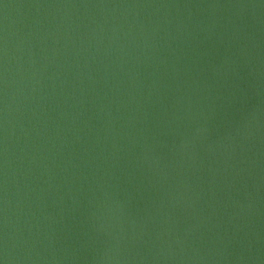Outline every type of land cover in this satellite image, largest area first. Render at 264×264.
I'll return each mask as SVG.
<instances>
[{
  "label": "water",
  "instance_id": "obj_1",
  "mask_svg": "<svg viewBox=\"0 0 264 264\" xmlns=\"http://www.w3.org/2000/svg\"><path fill=\"white\" fill-rule=\"evenodd\" d=\"M0 264H264V0H0Z\"/></svg>",
  "mask_w": 264,
  "mask_h": 264
}]
</instances>
